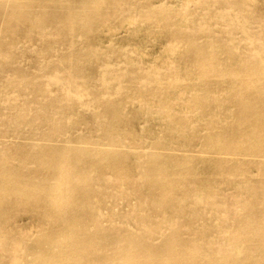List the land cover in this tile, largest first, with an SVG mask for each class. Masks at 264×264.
<instances>
[{
	"label": "rangeland",
	"instance_id": "obj_1",
	"mask_svg": "<svg viewBox=\"0 0 264 264\" xmlns=\"http://www.w3.org/2000/svg\"><path fill=\"white\" fill-rule=\"evenodd\" d=\"M0 264H264V0H0Z\"/></svg>",
	"mask_w": 264,
	"mask_h": 264
}]
</instances>
